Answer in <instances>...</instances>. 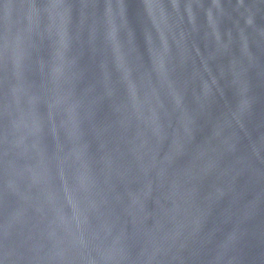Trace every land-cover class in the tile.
<instances>
[{
	"label": "water",
	"instance_id": "95a60500",
	"mask_svg": "<svg viewBox=\"0 0 264 264\" xmlns=\"http://www.w3.org/2000/svg\"><path fill=\"white\" fill-rule=\"evenodd\" d=\"M0 264H264V0H0Z\"/></svg>",
	"mask_w": 264,
	"mask_h": 264
}]
</instances>
